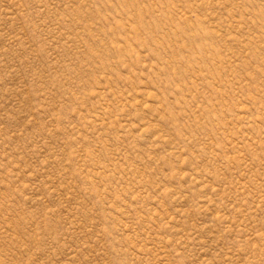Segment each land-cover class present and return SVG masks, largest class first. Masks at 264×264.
<instances>
[{
  "label": "rangeland",
  "instance_id": "374dc122",
  "mask_svg": "<svg viewBox=\"0 0 264 264\" xmlns=\"http://www.w3.org/2000/svg\"><path fill=\"white\" fill-rule=\"evenodd\" d=\"M0 264H264V0H0Z\"/></svg>",
  "mask_w": 264,
  "mask_h": 264
}]
</instances>
